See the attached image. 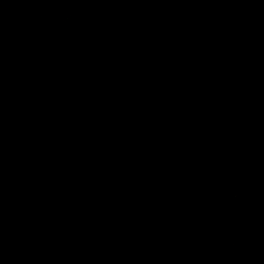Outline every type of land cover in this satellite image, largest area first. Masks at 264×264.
<instances>
[{"label": "water", "instance_id": "obj_1", "mask_svg": "<svg viewBox=\"0 0 264 264\" xmlns=\"http://www.w3.org/2000/svg\"><path fill=\"white\" fill-rule=\"evenodd\" d=\"M0 264H264V0H0Z\"/></svg>", "mask_w": 264, "mask_h": 264}]
</instances>
